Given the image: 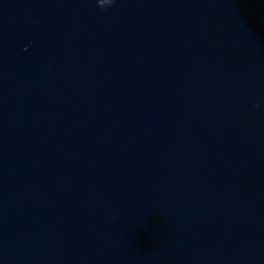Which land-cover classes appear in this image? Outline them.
I'll list each match as a JSON object with an SVG mask.
<instances>
[{
	"label": "clouds",
	"instance_id": "9594fccd",
	"mask_svg": "<svg viewBox=\"0 0 264 264\" xmlns=\"http://www.w3.org/2000/svg\"><path fill=\"white\" fill-rule=\"evenodd\" d=\"M98 6L101 8L110 7L114 4L115 0H97Z\"/></svg>",
	"mask_w": 264,
	"mask_h": 264
}]
</instances>
